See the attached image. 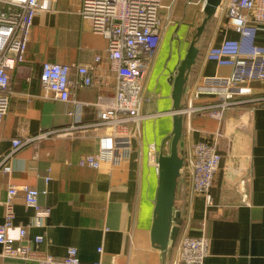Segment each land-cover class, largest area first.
I'll return each mask as SVG.
<instances>
[{
    "label": "crops",
    "instance_id": "0c3cea01",
    "mask_svg": "<svg viewBox=\"0 0 264 264\" xmlns=\"http://www.w3.org/2000/svg\"><path fill=\"white\" fill-rule=\"evenodd\" d=\"M50 9L36 15L26 58L12 73L13 96L9 113L0 125V155L12 149V139L42 129L97 118L95 102L114 96L116 75L107 57L109 40L92 29L80 14L81 0H48ZM205 0H163L162 35L156 56L144 77L143 112H161L144 119L140 135L132 139L129 157L121 163L104 161L99 168L78 164L81 155L94 152L105 127H83L75 136L41 140L18 149L11 157L12 171H0V223L4 220L7 191L11 184L33 185L40 203L49 209L42 226L35 225V208L27 205L22 191L13 198L14 226L8 233L16 243H26L62 259L70 246L78 249L82 264H163L161 249L152 241L151 229L159 184L158 159L168 153L163 143L173 128V81L197 27L204 17ZM198 41L200 51L189 75L187 91L205 76L228 75L232 66L206 56L210 46L240 37L219 10ZM254 41L264 46V24L258 25ZM102 56L95 62V56ZM96 64L94 84H74L72 100L42 98L43 61ZM72 79L78 77L75 70ZM199 102L217 99L206 89ZM244 103L229 107L223 120L197 115L193 130L187 128L180 141L182 155L192 142L212 141L217 132L221 163L212 186L213 202L201 194L189 202L190 173L181 171L167 264H173L176 245L183 232L205 233L210 240L204 264H264V79L237 88ZM186 91V92H187ZM74 100H79L77 104ZM155 144V149L152 144ZM51 176L47 182L45 177ZM24 225L27 235L19 238ZM42 242H35L37 234ZM102 247V251H99ZM0 264H38L2 255ZM174 255V256H173ZM173 258V260H172Z\"/></svg>",
    "mask_w": 264,
    "mask_h": 264
},
{
    "label": "built area",
    "instance_id": "2783aa9c",
    "mask_svg": "<svg viewBox=\"0 0 264 264\" xmlns=\"http://www.w3.org/2000/svg\"><path fill=\"white\" fill-rule=\"evenodd\" d=\"M48 0H0V125L9 113L13 88L12 73L26 58L32 26L37 14L50 9ZM51 1V0H50ZM163 0H81L80 14L91 22L92 29L108 38L107 57L110 68L116 75L114 96L105 100L102 96L94 103L98 109L96 120L82 123L76 119L68 125L42 129L34 134L17 136L12 139V149L0 155V171H12L11 157L21 147L41 140L61 136H75L83 127H105L99 137L98 149L81 155L78 164L99 168L104 161L121 163L129 157L132 139L140 135L144 119L161 115V112H143L144 77L154 60L162 35L161 11ZM225 10L228 21L239 32L237 39H225L219 45L210 46L206 56L220 64L232 66L228 75L205 76L201 84L192 87L183 98L180 112L187 118L189 130H193L192 119L206 116L221 122L226 110L247 101L239 98L238 87L255 79H264V46L255 43L258 25L264 24V0H222L216 13ZM102 56L97 54L95 62ZM96 64L67 63L45 60L40 75L42 98L62 101L72 100L74 84H94L93 70ZM75 70L78 77L72 79ZM206 89H215L217 99L199 102ZM77 104L79 100H74ZM171 112V111H170ZM172 113V112H171ZM212 141L192 142L184 154L183 169L190 173L189 202L195 194L204 196L207 205L213 202L212 186L221 163L219 136ZM155 149V144H152ZM181 170V171H182ZM50 175L45 177L48 182ZM23 192L27 205L35 208V225L42 226L49 215V209L41 206L40 195L47 192L37 186L11 184L5 201L4 220L0 223V244L2 255L38 264H82L78 249L70 246L65 257L57 259L45 250L26 243H16V238L8 233L14 226L15 212L13 198ZM27 229L19 227V238L24 240ZM44 234L35 235V242L44 240ZM209 237L181 234L175 249L173 264H204L209 253ZM102 251V247H99ZM174 256V255H173ZM94 264H101L96 261Z\"/></svg>",
    "mask_w": 264,
    "mask_h": 264
},
{
    "label": "water",
    "instance_id": "95a60500",
    "mask_svg": "<svg viewBox=\"0 0 264 264\" xmlns=\"http://www.w3.org/2000/svg\"><path fill=\"white\" fill-rule=\"evenodd\" d=\"M222 0H205L204 17L197 27L193 40L185 57L182 59L173 81V128L165 137L163 143L171 139V149L163 151L158 159L159 184L151 229L152 241L161 249L163 264H167V253L170 247L171 233L174 223L175 206L179 185V177L184 165V156L180 151V141L184 133L183 98L187 90V83L193 65L196 62L200 47L198 41L207 29L209 21L215 15Z\"/></svg>",
    "mask_w": 264,
    "mask_h": 264
},
{
    "label": "rangeland",
    "instance_id": "374dc122",
    "mask_svg": "<svg viewBox=\"0 0 264 264\" xmlns=\"http://www.w3.org/2000/svg\"><path fill=\"white\" fill-rule=\"evenodd\" d=\"M133 140H134V138H133ZM165 149L167 152L170 151V149H171V139L170 138L165 142Z\"/></svg>",
    "mask_w": 264,
    "mask_h": 264
},
{
    "label": "trees",
    "instance_id": "16d2710c",
    "mask_svg": "<svg viewBox=\"0 0 264 264\" xmlns=\"http://www.w3.org/2000/svg\"><path fill=\"white\" fill-rule=\"evenodd\" d=\"M204 35V34H203Z\"/></svg>",
    "mask_w": 264,
    "mask_h": 264
}]
</instances>
